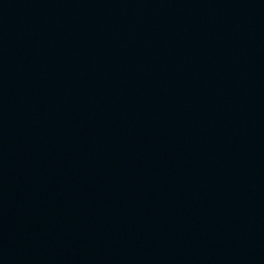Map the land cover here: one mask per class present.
<instances>
[{"label": "water", "instance_id": "water-1", "mask_svg": "<svg viewBox=\"0 0 264 264\" xmlns=\"http://www.w3.org/2000/svg\"><path fill=\"white\" fill-rule=\"evenodd\" d=\"M0 264H264V0H0Z\"/></svg>", "mask_w": 264, "mask_h": 264}]
</instances>
